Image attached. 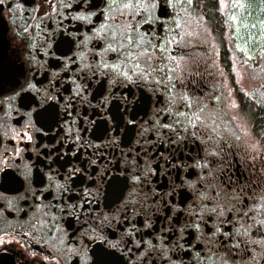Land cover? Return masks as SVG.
<instances>
[{"label":"flooded vegetation","instance_id":"1","mask_svg":"<svg viewBox=\"0 0 264 264\" xmlns=\"http://www.w3.org/2000/svg\"><path fill=\"white\" fill-rule=\"evenodd\" d=\"M244 2L250 6L228 0L223 12L220 0H192L175 12L162 4L139 25L166 31L164 12L182 25L185 86L175 92L191 96L193 111L230 146L205 175L200 141L164 127L174 111L168 93L111 69L114 54L98 39L100 25L108 27L107 0L22 7L4 0L2 55L23 75L14 92L0 91V177H16L0 181V239L8 249L0 264H90L92 250L110 244L125 264H264V230L238 217V202L232 223L224 219L237 187L260 179L251 165L264 169V7ZM22 28L32 63L17 48ZM24 95L37 103L25 108ZM37 105L55 121H40Z\"/></svg>","mask_w":264,"mask_h":264},{"label":"snow or ice","instance_id":"2","mask_svg":"<svg viewBox=\"0 0 264 264\" xmlns=\"http://www.w3.org/2000/svg\"><path fill=\"white\" fill-rule=\"evenodd\" d=\"M29 2L30 0H22V3H18L16 7H22L23 4ZM80 2L85 3V0H80ZM3 4L4 0H0V8ZM162 4L175 12L184 4L191 6L192 0H107L105 8L109 13L108 15L105 16V9H97L99 14L105 16V21L108 22L107 29L104 24L100 25V30L104 32V35L98 37V39L106 42V47L101 51H111L114 54L112 59L115 63H112L110 67L115 70L118 76H122L130 82L150 83L154 88L159 85L164 92L168 93V104L174 108V111L171 112L172 124H165L164 127L168 128L170 132L182 136L185 140L191 137L200 141L204 152L201 159L205 161L209 169L205 171V175H210V169L223 161L224 155L222 154H225L230 146L221 138V133L215 127L209 128L205 119L198 115L197 111H193V108H198V106L192 102L191 96L183 93L177 95L175 92L177 85L181 88L185 86L180 78L185 71L184 64L186 61V56L181 51L183 48L181 43L183 35L180 31L182 25L176 22L174 15L168 16L167 12H164L163 14L171 21V27L166 31L149 29L145 32L139 30V25L141 22H145V17L152 16L153 10L159 8ZM260 4L261 7H264V0H260ZM227 5L228 0H220L219 11L223 12ZM232 6L243 9L250 6V4L245 3L244 0H233ZM89 7H92V5H89ZM112 13H115V15H112ZM88 15L95 16L97 13L89 12ZM152 18L160 22V29H164V24L160 21L159 15ZM230 19L237 20L238 17L232 15ZM260 23L264 25V20H261ZM252 27H255V25L253 24ZM17 35L20 36L17 48L26 50L29 62H34L35 57L31 54V45L26 38L27 29L22 28ZM46 43L47 41H45ZM68 43L71 44V41H68ZM3 47L4 41L0 37V91L4 90L7 85L9 90L14 92L18 86V76L23 75V72L14 67V62L5 63L2 55ZM261 51L264 52V49H261ZM103 67H109V65L105 64ZM178 72L180 75H177ZM193 83L195 82L193 81ZM23 91L26 92L27 90L24 89ZM22 101L25 108L37 103L33 97L28 95H24ZM33 111H36L37 118L40 121H55V113L49 109L37 105V109ZM262 111H264V108H262ZM262 151H264V148H262ZM247 158L254 159L252 157ZM251 168L254 170L252 176L260 177V179L253 180L249 178L243 187H237L230 198L233 202V208L229 209V215L225 216L224 219L232 223L231 212L236 211L235 204L238 202L240 205L237 213L238 217L246 223L254 224V231L260 232L264 230V182H261L264 181V177L260 176L264 169H257L255 163L251 165ZM15 179L14 175L8 173H4L0 177V181L7 183H12ZM138 179V176H133V180ZM212 179H215V176ZM113 190L119 191L118 181L113 186ZM228 190L232 191L231 183L228 185ZM211 192L212 196L209 198L208 203L210 210L215 213L216 208H211V205L217 199L216 188L212 187ZM257 217L259 218L257 219ZM226 235L229 239L232 238L231 233ZM4 243L0 239V253L8 251L3 246ZM116 248L117 244H110L109 247L98 245L92 250L91 256L88 257L90 264H125L122 257L115 251Z\"/></svg>","mask_w":264,"mask_h":264},{"label":"rangeland","instance_id":"3","mask_svg":"<svg viewBox=\"0 0 264 264\" xmlns=\"http://www.w3.org/2000/svg\"><path fill=\"white\" fill-rule=\"evenodd\" d=\"M241 86H242L243 90H248L249 89V85L247 83L242 82Z\"/></svg>","mask_w":264,"mask_h":264}]
</instances>
